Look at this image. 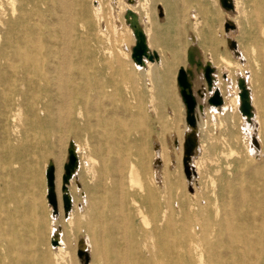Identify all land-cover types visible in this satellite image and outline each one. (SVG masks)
I'll list each match as a JSON object with an SVG mask.
<instances>
[{"label": "rangeland", "instance_id": "374dc122", "mask_svg": "<svg viewBox=\"0 0 264 264\" xmlns=\"http://www.w3.org/2000/svg\"><path fill=\"white\" fill-rule=\"evenodd\" d=\"M69 1L70 51L74 57H81L84 78L93 84L97 80L106 81L87 90L89 103H102L105 109L89 110L86 119L75 116L74 122L61 124L57 133L34 116L36 104L25 106L15 122H7L6 128L0 130V211L51 210L45 199V167L59 153L61 183L67 145L72 140L78 150L80 188L72 180L73 207L67 219L63 218L59 198L60 212L54 220L61 226V240L65 243L62 248L68 254L58 252L56 264H79L76 243L86 235L93 239L88 247L90 264H168L176 258L187 264L191 257L198 264L200 253L207 260L208 247L199 232L198 235L194 232L203 217L212 215L215 199L220 197L228 200L231 222L234 219L239 226L243 220L241 226L246 227V242L239 252L236 249L231 252L230 264H264V133L259 135L261 156L255 158L249 150L243 116L236 109L232 95L235 84L239 89L241 78L248 77L246 82L251 80V88L257 93V81L264 83V0H235L234 15L224 12L218 0H199L197 14L188 8L190 13L180 27L184 38L186 35L192 39L189 52L203 64L208 62L214 67V87L220 94L228 88L231 90L230 97L225 94L226 105H220L219 112L207 106L197 122L201 154L196 181L191 186L183 173L182 145V152L175 153L174 166L170 160L175 152L174 140L183 142L186 125L183 105L174 89H166L167 83L160 81L155 72L157 66L145 69L131 61L134 39L123 19L127 7L135 11L145 35L147 30L151 49L159 52L154 38H160L162 18L157 10L160 2L135 0L134 5H129L125 0ZM225 17L238 25L235 39L245 52V59L240 62L227 55L229 51L223 45ZM191 32L208 45L204 54L209 60L203 57ZM221 56L230 59L220 60ZM194 87V93L200 92L204 99L211 95L202 74ZM112 90H115L113 94ZM75 121L76 132L70 129ZM252 132H255L253 126ZM156 151H160L163 162ZM117 165L122 168L124 184L129 182L128 171L132 169L138 175L141 189L135 184L123 192L115 190L110 178ZM156 168L159 178L154 174ZM155 183L160 185L157 190ZM163 184L168 187L162 188ZM191 194L201 202L197 203ZM205 198L207 204L202 203ZM160 220L163 225L177 228L175 233L180 237L181 247L176 258L160 254L167 246L158 226ZM188 246L193 250L190 254ZM167 248L170 249L169 244Z\"/></svg>", "mask_w": 264, "mask_h": 264}, {"label": "bare ground", "instance_id": "6f19581e", "mask_svg": "<svg viewBox=\"0 0 264 264\" xmlns=\"http://www.w3.org/2000/svg\"><path fill=\"white\" fill-rule=\"evenodd\" d=\"M232 2V10H225L220 4L219 6L227 14L234 15V13H237L236 1L232 0ZM0 9V130L6 128L7 122H15L18 113L27 105H37V108H33V111H35L34 116H36L39 122L41 121V123H44L45 127L53 133L58 132L61 124H67L69 120L73 121L75 116L86 119L89 110L98 107L103 110L105 109L102 103H89L90 94L87 93V90L93 89L95 88L94 85L102 84L106 81L98 83L99 81L97 80L96 83L98 84H93L84 78V67L82 66L83 61L81 57H74L70 51L69 37L71 35V3L69 0H2L0 3ZM80 13H82V9L80 10ZM228 20L229 19L225 17L222 20V25H224V21ZM229 21L235 25V28H229L227 31L222 29L221 36L223 39V45L227 49L226 51H229L227 55L234 57V59L240 62L245 59V52L240 48L235 39L236 34H238V25L232 20ZM126 29H128L127 26ZM148 38L149 37H147V41ZM233 41L235 42V47H232ZM193 44L194 43H192V45ZM187 50L188 56L189 49ZM228 59H230L228 56L220 57V60ZM154 65L165 68V63L147 62L145 69H149ZM248 76L250 79V74ZM241 79L239 84L245 87L248 96L251 95V99H249L251 116H243V125L249 137V150H251L252 155L255 158H258L261 156V142L259 135L260 132L264 133V83L260 79L257 81L259 82L257 84L259 88L257 93L251 88V80L246 82L248 77L244 80ZM235 88L236 91L232 95H234V103L239 112L240 102L238 93L240 88L237 89L236 84ZM101 89L104 91V88H100V90ZM114 92L115 90H112L111 94ZM226 93H228L227 97H230L231 90L228 88L224 94H221L223 107L226 105ZM195 95L198 103L203 106L202 111L198 108L196 110L198 122L201 116L206 113L207 106L203 95L199 96L197 93H195ZM72 107L75 109L73 112L71 110ZM208 108L213 110V112H219L221 110V108L218 109L214 106H209ZM252 126L255 130L254 133L252 132ZM67 128L68 127L64 126V129ZM70 129L71 131H77L76 121ZM187 129L188 127L185 125L182 134H184ZM176 140L178 141V145L174 147L175 152L170 155L171 166H174L176 163L175 153L180 154L182 152V142L179 139ZM197 140V148L191 159V164L195 169L196 175L198 173L197 164L201 154L198 128ZM58 154L59 153H56L54 155L53 163L55 166V186L59 204L61 170L58 163L60 155ZM155 154L161 158L160 151H156ZM161 161L163 162L162 158ZM128 174L129 182L126 185L121 180L122 168L117 165L113 169L110 181H112V184L115 186V190L123 192V190H126L129 187H134L135 184L141 189L138 175L134 170L130 169ZM154 174L158 175L159 178L160 173L158 168L154 170ZM155 177L156 176H154V178ZM195 181L196 177H193L190 183L194 185ZM157 185L159 184H154L155 190H157ZM165 186L167 185H161L162 188H165ZM70 190L71 184L69 186V191ZM155 195L156 194H154V196ZM191 196L197 203L201 202L195 197V194H191ZM155 197L157 198V196ZM206 202H208V200L205 198L202 203L205 204ZM214 203L212 215H206L203 217V220L194 232V234L199 232V235L203 237L208 247L207 260L204 258V253H200L198 255V264H230L231 252H233L234 249L239 252L246 242L244 234L246 227L241 226L244 222L243 220L239 221V226L235 225L234 219L232 220L233 223L231 222L227 198H216ZM234 225L236 227H234ZM158 226L161 227L163 241L165 242L164 244L167 246L169 244L170 246V249L167 248V246L162 248L160 252L161 256L176 258L178 256L177 251H179L178 249L181 247L180 237L178 236V233H175L177 230L176 226L163 225L161 220L159 221ZM169 231H172V233H169ZM83 238L85 239L87 246L90 247L93 242L92 237L86 235ZM64 245V241L61 240V246L56 249L58 252L68 254V251L63 250L62 248ZM187 250L189 254L193 252L190 246H188ZM168 264L182 263L176 258L173 262L170 260ZM187 264H194L193 257L190 258Z\"/></svg>", "mask_w": 264, "mask_h": 264}, {"label": "water", "instance_id": "95a60500", "mask_svg": "<svg viewBox=\"0 0 264 264\" xmlns=\"http://www.w3.org/2000/svg\"><path fill=\"white\" fill-rule=\"evenodd\" d=\"M127 4L134 5L135 0H125ZM220 6L225 10L233 9L232 0H219ZM158 15L160 16V7H157ZM125 24L131 30L134 44L130 48V59L138 67H145L147 62L154 63L159 61V56L156 51L151 50L147 43V38L143 27L139 22L138 14L131 8H126L123 14ZM224 29L227 31L229 28L234 29L235 25L231 21H225ZM192 41V39H191ZM232 47H235V42H232ZM188 66L181 67L177 73V87L181 101L184 107L185 124L188 129L183 134V154H182V167L188 184L193 177L196 176L195 169L191 164V159L197 148V108L202 111V104L198 103L197 97L193 90V81L195 75L202 74L203 80L206 84V89L211 93L206 99V106L219 107L223 104L219 89L214 87L215 83V69L206 62L202 63L201 59L192 52H188L187 56ZM240 91L238 93L240 99L239 112L242 116H251V107L248 99V93L243 85H239ZM197 95L201 96L200 92ZM174 145H178V141L174 140ZM79 156L75 143L70 140L66 149V160L62 167L61 184H60V197L63 211V218L67 219L73 207V199L69 191L71 181L74 180L77 188L80 184L77 181V172L79 170ZM46 194L45 199L53 219L59 216V204L55 186V166L52 160H49L44 171ZM62 229L61 226L55 225L51 232L50 245L56 249L61 246ZM76 257L79 264H90V253L84 238H79L76 243Z\"/></svg>", "mask_w": 264, "mask_h": 264}, {"label": "crops", "instance_id": "0c3cea01", "mask_svg": "<svg viewBox=\"0 0 264 264\" xmlns=\"http://www.w3.org/2000/svg\"><path fill=\"white\" fill-rule=\"evenodd\" d=\"M159 2L160 6L157 7H160L162 18L159 29L160 38H154V40L158 42V63H165V68L157 66L155 72L160 77V81L167 83L166 89H174L183 105L178 93L176 78L178 70L187 65V49L190 48L188 45L191 40L186 35L184 38L180 27L190 13V10L187 12L188 8L197 14L199 0H161ZM191 33L195 35L194 32ZM195 36L196 44L203 57L209 60L210 58L204 54V50H208V45L201 43L199 37ZM197 79L198 76L195 75L193 90ZM158 104L172 103L160 102ZM55 221L51 210L22 208L0 211V264H56L55 257L58 251L50 245Z\"/></svg>", "mask_w": 264, "mask_h": 264}]
</instances>
